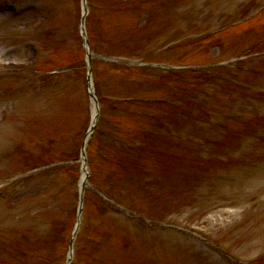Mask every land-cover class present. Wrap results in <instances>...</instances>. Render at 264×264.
I'll return each instance as SVG.
<instances>
[{
	"label": "rangeland",
	"instance_id": "rangeland-1",
	"mask_svg": "<svg viewBox=\"0 0 264 264\" xmlns=\"http://www.w3.org/2000/svg\"><path fill=\"white\" fill-rule=\"evenodd\" d=\"M209 1L211 0H169L162 5L156 4L157 6L155 5V7L158 11L157 17L160 19L156 29L161 33L156 39L157 42L161 38V35L167 34L165 32L166 30H174V26L178 27L182 25L183 29H190L188 33L196 31L202 33V35L207 34L206 32L212 29L225 26L226 22L231 18L232 11H236L238 9L237 5L239 4L242 6L241 9L245 11L244 16L251 17L255 14V18H253L254 20L250 25L255 23L257 28V30L254 28L253 31L249 32L247 35H239L238 40L243 44L239 45V47L243 49L245 45H247V47H249L248 45H252L254 48L253 50H259V48L264 49V45H262V43H264V10L258 12L260 8L257 7L259 5L264 6V0H252L259 3L257 6L255 4H245L247 0H214L209 8H206L204 3ZM201 7L205 8V12L202 15H200L201 11L199 9ZM63 8V0L53 5V20L51 22L44 20L45 22H43L41 30L42 34L36 37L44 47L43 49L46 56L43 58L45 62L43 63L48 67L54 63L53 60L58 59L61 62L63 58L62 54L72 55L71 51L73 46L67 42L65 37L71 40L74 31L71 28V34V32L63 30L65 23L68 27V23L72 16L67 13L65 14ZM210 8L215 9L217 12H222L224 16H221L220 19L216 20L217 22H214L210 17L211 14L206 13V9L212 12L213 17L220 13L213 12ZM198 15L200 16L197 17ZM32 16L33 15L27 14L23 17L12 19L0 14V70L16 68L27 63L26 61H28L30 49L25 44V41L31 38L30 26L35 25ZM210 24L211 26L209 28L208 25ZM176 36H180V34ZM246 41L257 44H244ZM166 46L167 44L163 47ZM159 56V60L164 61L167 59L166 52H160ZM47 59H51V61ZM204 59V56L197 55L193 58L188 57L186 60L198 61ZM205 60H207V58ZM260 79L263 80V77ZM7 85L11 87L12 81ZM19 91L20 90L17 91L16 95L15 90H12L13 93L9 95V98L13 96L14 98L6 102V104L9 103L11 105L12 109L11 116L7 119L8 122L4 125L0 122V172L14 168L18 163L17 161H19L20 164L24 161H29V158L30 160L33 158L36 163H44L46 160L41 159L40 161L38 156L43 148L44 151L41 156H45L46 142H48L47 137L50 136L51 133L52 135L58 134L61 137V134L67 132L68 129H71L72 134L78 123H86L88 119L85 112L75 110L74 115L76 118L66 122L68 120L65 117V110L62 109V106L66 105L63 104L64 98L55 100L54 103L51 102V104L48 103L45 108H39L40 102L38 97H35L34 94L33 96L31 94L23 96ZM69 108H72V106ZM57 127L60 129H57ZM64 129L66 130L64 131ZM17 146H19L22 152L20 155H17L20 151L17 149ZM255 146L257 149L259 148L257 145ZM59 147H62L60 143L55 148ZM24 154L27 157H23ZM249 154L251 153H248V155ZM160 159L161 156H158L154 160L160 161ZM148 169L155 182L162 179L163 174L160 168L154 169L152 166H149ZM94 181L97 182L96 177ZM176 182L178 183V180L174 178L160 181L158 183L159 188H156L153 196L155 199L149 203V206L154 205L157 210L165 209L167 213H169V216L173 217L178 223L203 227L206 235L218 241L220 240L227 249L235 252L242 260L248 257L258 256L264 252V162L260 163L253 171V174L244 178L243 181L239 178L235 180V189L232 188L229 193V204L216 209L214 208L217 206H214L207 212L205 210L207 209V206H205L207 204L196 206L199 207L198 209H192L190 201L196 200L197 196H199L195 194V192L188 194L179 187L174 189L162 187V185ZM169 190H176L181 194L176 196L177 200L174 201L173 207L163 206L164 199L162 194ZM115 193L120 195L125 194L126 199L124 200L127 201L129 205L142 207V194L134 192L128 199L126 192L118 190L115 191ZM210 195L211 193L207 197L208 201L210 200ZM186 198L190 201L186 200ZM67 202L68 199L64 200L62 202L63 206H65ZM90 209L93 210L94 213L96 212L95 218H97L98 221L96 224L102 225L114 232V236L120 234L123 238H127L128 233L125 230H120V227H125L124 222L123 224L112 214H107L105 216L98 215L100 212H98L93 205H90ZM144 210L148 211V209ZM5 217L4 214L1 215L0 221ZM95 227L97 228L98 226L96 225ZM115 233L119 234L116 235ZM142 237L143 236H141V239H144V237ZM137 239L139 238L137 237ZM126 243L132 244L128 238ZM129 252L132 253V251ZM125 262V260H121V264H125Z\"/></svg>",
	"mask_w": 264,
	"mask_h": 264
}]
</instances>
